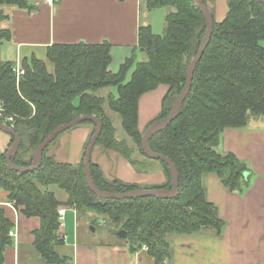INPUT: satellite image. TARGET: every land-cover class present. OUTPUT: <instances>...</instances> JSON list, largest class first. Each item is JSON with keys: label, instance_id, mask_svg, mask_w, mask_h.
Returning <instances> with one entry per match:
<instances>
[{"label": "trees", "instance_id": "trees-1", "mask_svg": "<svg viewBox=\"0 0 264 264\" xmlns=\"http://www.w3.org/2000/svg\"><path fill=\"white\" fill-rule=\"evenodd\" d=\"M200 1L207 8L206 0ZM144 2L149 11L169 9L163 32L157 35L150 26L140 27L137 46L116 74L108 71L112 46L107 41L94 45L53 44L46 50V61L52 70L35 57L23 59V75L18 81L13 71L15 64L0 62V115L11 118L7 125L19 138L17 153L11 158L15 166L29 168L36 149L53 130L79 116H90L101 124L95 145L100 155L115 153L137 173L150 172L157 163L165 176L160 186L141 187L107 178L91 160L89 170L97 190L114 194L170 191L168 167L147 158L141 149L138 101L143 94L164 85L167 92L160 112L147 128L169 116L184 89L188 67L203 42L207 25L193 0ZM1 6L31 8L25 0H0ZM4 19L6 16L0 12V24ZM263 38L264 5L258 0H228L224 19L213 20L209 43L176 117L147 140L149 151L168 158L177 170L178 191L174 198L107 200L94 195L83 168L85 150L94 132L90 122L78 125L90 126L91 133L77 165L57 162L53 156L61 135L43 150L32 172L19 173L9 168L5 160L8 149L0 154V190L7 193L8 202L17 212L26 218H39L40 227L33 233L34 246L47 264L65 262L54 250L61 241L57 213L61 203L48 190L50 186L67 194L65 205L76 213L78 223L86 219L89 226H103L130 252L145 246L155 264L169 258L170 235L189 236L207 229L220 234L224 222L206 199L204 178L215 175L229 192H241L247 187L245 174L249 170L245 163L232 154L219 153L217 147L224 130L243 129L251 121L264 119V47L259 45ZM9 39L10 32L0 28V46ZM139 56L142 61H138ZM109 88H114L115 94L97 95ZM105 106L118 115L121 129L139 148L143 159L134 158L133 148L116 138L117 130L105 114ZM12 142L11 137L9 147ZM12 228L13 223L0 206V262L3 250L11 243ZM119 231L126 236L118 237Z\"/></svg>", "mask_w": 264, "mask_h": 264}, {"label": "crops", "instance_id": "crops-1", "mask_svg": "<svg viewBox=\"0 0 264 264\" xmlns=\"http://www.w3.org/2000/svg\"><path fill=\"white\" fill-rule=\"evenodd\" d=\"M25 1L30 9L0 7L6 16L0 28L10 32V39L0 46V62L16 64L35 57L51 71L52 66L46 61V50L51 45L107 41L112 46L108 71L116 74L137 46L138 29L154 25L152 11L146 9L144 0H60L53 7L42 0ZM219 2L216 0V4ZM216 8L217 22H221L225 11L220 4ZM166 92L167 87L160 85L139 98L137 127L141 133L159 114ZM90 133V126L81 125L63 135L53 152L56 161L79 164ZM217 151L232 154L245 163L249 170L247 187L241 192H229L215 175L205 176L206 199L215 206L224 226L220 234L207 229L189 236L170 235L169 258L161 264H264V119L251 121L243 129L224 130ZM110 154L115 153L98 154V160H110ZM120 158L114 169L116 179L141 187L165 182L160 167L153 173L137 174ZM48 190L61 203L59 208L65 209L64 216L59 217L61 241L54 246L55 252L65 258L61 264H155L143 248L130 252L124 242L111 239L95 243L83 239L76 213L65 205L67 194L57 186ZM8 204L12 203L8 202L7 193L0 190V206L13 223L10 232L15 234L3 250L0 264H47L34 246L33 233L40 227L39 218H26Z\"/></svg>", "mask_w": 264, "mask_h": 264}, {"label": "water", "instance_id": "water-1", "mask_svg": "<svg viewBox=\"0 0 264 264\" xmlns=\"http://www.w3.org/2000/svg\"><path fill=\"white\" fill-rule=\"evenodd\" d=\"M193 1H194L195 6L201 12V14H202V16L206 22V25H207L206 33H205L203 42H202L198 52L196 53L195 57L192 59L190 65L188 67L184 89H183L182 93L180 94V96L174 102V104L170 110L169 116L164 121L157 123V124H154V125L150 126L149 128H147L145 130V132L143 133V136L141 139V149H142L143 153L146 155V157L151 159V160L163 162L168 167V169L171 173V189H170V191L136 190V191L126 193V194H114V193L100 192L99 190H97L95 188L93 182H92V178H91V174H90V170H89V165H90L91 155H92L93 149H94L96 142H97V140L100 136V133H101V124L99 123V121L95 117H90V116H79L75 120H73L69 123H66L64 125H61L58 128H56L55 130H53L36 149V151L33 155V158H32L31 166L29 168H20V167L15 166L11 162V158L17 153L18 145H19V138H18L17 134L11 128H9L8 126H6L0 122V131L10 135L13 138V142L7 150V154L5 155V160H6L7 165L9 166V168H11L12 170H15L19 173H28V172L34 171L39 164L40 156H41L43 150L55 138H57L62 133L72 129L75 126H78L79 124H81L83 122H90L94 125V132H93V134L89 140L88 146L85 150V154H84V158H83V168H84V175L86 178L87 185L94 195H96L98 198L107 199V200H111V199L112 200H122V199L136 198V197H152V198H156V199L174 198L177 194V191H178V173H177V170H176L174 164L168 158H166L163 155L150 152L148 147H147V140L151 135L164 130L176 117L177 110L179 109L181 104L184 102L186 96L188 95V93L190 91L191 81H192V77H193V73H194V70L196 68V65L200 61L202 54H203L205 48L207 47V45L209 43V39L211 37L213 20L209 14L207 8L203 5V3L200 0H193ZM258 1L262 5H264V0H258ZM246 176H247V174H245V177ZM97 222H98V224H100L101 220H98ZM95 228H96V226H90V230L93 232L95 231ZM117 236L120 238H123L126 236V233L124 231H119V232H117Z\"/></svg>", "mask_w": 264, "mask_h": 264}, {"label": "rangeland", "instance_id": "rangeland-1", "mask_svg": "<svg viewBox=\"0 0 264 264\" xmlns=\"http://www.w3.org/2000/svg\"><path fill=\"white\" fill-rule=\"evenodd\" d=\"M218 4L223 6V9H224V11L226 13L228 0H224V1L220 0V2ZM218 4H216V0H206L207 10H208V12L212 13V16H213L212 20H214V22H217V18H216L217 17L216 16L217 8H216V5H218ZM168 10H169L168 8H161V9H155V10L152 11L154 25L151 28V30H152V32L154 34H157V35H161L162 34L163 29H164V18H165L166 13L168 12ZM259 45L261 47H264V38L259 42ZM138 61H142V57L139 56ZM130 73L128 74L126 81L129 80ZM109 92H112V93L115 94V89L114 88L103 89V90H100L97 93V95L105 97V96L108 95ZM104 111H105V114L109 118H111L112 124L117 130L116 138L118 140H125L127 142V144L130 147L133 148V150H134L133 157L134 158L143 159L140 156V154H139V148L136 145H134V143L125 135L124 131L121 129L120 118L118 117V115L113 113V112H111L106 106H105ZM74 129H70V130L62 133L61 136L59 137V139L63 135L67 136L69 134V132H71ZM141 131H143L142 133H144L145 129L142 128ZM59 139H58V141H59ZM10 140H11V136L10 135L0 131V154L4 153V151L8 149V147H9L8 145L10 143L9 142ZM98 154H100V149H99V147L95 146L94 149H93L92 155H91V160L94 163H99L101 165L102 169L104 170V172H105V174H106V176L108 178H115L114 169H115V166H116V162H117V160L120 157L118 155H116V154H110V158H111L110 160H107V159L98 160L99 159ZM157 167H159V165L156 163L154 165V167H153V170H151L150 172L137 173V174H145L146 175V174H149V173H153V171H155V169ZM78 224H79L80 236H82L83 239H85L87 241H91V242H95V243H97V242L104 243L107 240H111V239L115 240L114 237L111 236L107 232L106 228H104L103 226H101V227L100 226H96L95 231L93 232V231L90 230V226H89V221L88 220L81 219V221ZM108 237L110 239H108Z\"/></svg>", "mask_w": 264, "mask_h": 264}, {"label": "built area", "instance_id": "built-area-1", "mask_svg": "<svg viewBox=\"0 0 264 264\" xmlns=\"http://www.w3.org/2000/svg\"><path fill=\"white\" fill-rule=\"evenodd\" d=\"M60 0H42L43 4H45L46 6L48 7H53L55 6ZM14 73H15V77H16V80L18 81V79L23 75V70L21 68V63L20 62H17L15 64V67H14ZM2 120V121H1ZM11 121V118H4L0 115V122L6 126H8L7 124ZM9 127V126H8ZM10 128V127H9ZM8 206H10L11 208H13L12 204H8ZM17 212V211H16ZM58 216L60 218H62L65 214V209L64 208H59L58 211ZM60 220V219H59ZM15 234H13L12 232H9V237H13ZM143 249L147 250V248L144 246L142 247Z\"/></svg>", "mask_w": 264, "mask_h": 264}]
</instances>
